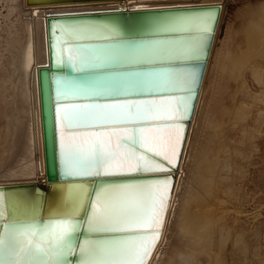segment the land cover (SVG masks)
I'll list each match as a JSON object with an SVG mask.
<instances>
[{
  "label": "snow or ice",
  "instance_id": "snow-or-ice-1",
  "mask_svg": "<svg viewBox=\"0 0 264 264\" xmlns=\"http://www.w3.org/2000/svg\"><path fill=\"white\" fill-rule=\"evenodd\" d=\"M215 14L152 17L141 40H122L108 24L53 27L58 160L64 177H114L166 171L160 150L170 130L183 138L198 61ZM59 36L56 37V33ZM176 142L172 154L179 155ZM170 178L71 184L41 217L38 202L0 195V264H147L159 239ZM80 216L84 219L81 221ZM81 228L84 230L80 238Z\"/></svg>",
  "mask_w": 264,
  "mask_h": 264
},
{
  "label": "bare ground",
  "instance_id": "bare-ground-1",
  "mask_svg": "<svg viewBox=\"0 0 264 264\" xmlns=\"http://www.w3.org/2000/svg\"><path fill=\"white\" fill-rule=\"evenodd\" d=\"M57 1L62 0H13L15 6L8 9L9 14H16L12 25L15 44L0 56V87L6 90V95L0 103V185L45 182L38 71L49 63L46 29L49 16L107 9L133 11L217 5L219 12L202 52L206 57L201 76L197 80V92L194 100H191L190 112L188 111L189 124L182 141L181 154L173 179H170L171 189L166 209L163 211V222L158 228L159 239L155 241L147 264H227L231 229L210 221V212L206 210L210 203L208 200L202 203V199L209 197L213 183L218 182L225 188L229 186L227 175L231 171V156L229 157V151L226 152L229 158L224 154L226 145H223L222 135L217 134V127H221L228 119L231 110L236 123L241 125L245 120L248 121V118L244 120L246 114L243 109L245 110L246 106L242 100L243 97H249L250 93L246 92L243 75L248 66L254 64L253 53L256 50L262 52L260 48L264 47V0H240L241 6L238 10L234 9L236 12H232V17L228 10L231 8L229 3L235 2L234 0H110L84 3ZM58 36L59 34L56 37ZM52 41L53 46V32ZM53 52L55 60L54 48ZM257 54L256 60L259 59ZM179 67L195 69L197 77V66L177 68ZM258 70L262 71L261 68ZM252 73H255L253 68ZM256 78L259 77L256 75ZM258 81L256 83L260 84L261 80ZM238 89L242 95L236 99ZM259 92V97L254 94L257 99H260V94L263 93ZM263 94L261 95L264 96ZM250 97H253V93ZM248 109L250 111V108ZM262 116L264 118V115ZM233 118L230 121L233 122ZM262 121L264 122V119ZM174 141L178 147L180 139L176 136V130L172 129L167 142L161 144L160 150L175 161L176 156L172 154ZM231 143L233 144V141ZM237 151L238 149H235L236 154ZM190 180L196 182L192 187ZM66 191V186L57 187L48 195L44 209L45 217L62 202ZM194 194L196 199H201L197 201L203 204L200 207L196 205V209L192 208L189 201ZM0 195H3L6 207L10 200L38 202L40 215L42 214L37 190L0 192ZM252 235L255 246L253 257L257 260L258 236L256 233ZM242 242L240 245L237 238L234 239V253L239 258L235 264H244L242 257L246 245L243 239ZM215 248L219 251L218 255L214 251Z\"/></svg>",
  "mask_w": 264,
  "mask_h": 264
},
{
  "label": "rangeland",
  "instance_id": "rangeland-1",
  "mask_svg": "<svg viewBox=\"0 0 264 264\" xmlns=\"http://www.w3.org/2000/svg\"><path fill=\"white\" fill-rule=\"evenodd\" d=\"M234 1L235 2L229 3L231 7L228 10L229 14H231L230 17L233 16L232 12H236V10H238L241 6L240 0ZM13 6H15L13 0H0V56L2 54H5V50L8 51L15 44L14 29L12 25L15 22L16 14L8 13L9 7ZM263 48H260L262 49V52L264 51ZM259 51L256 50V52L253 53V57L255 55V59H253L255 65H249L243 75V81L246 84L245 86H247L246 92L249 91L250 96H252L253 93V97H255L254 94H257V96L259 97V91H263L264 93V52L262 54L261 50ZM255 53H259L257 54L259 56L258 60H256V58L258 57ZM261 54L263 55V57L261 56ZM260 61H262V63ZM259 63H261L260 67ZM252 68L253 72L255 73H258V69L260 68L262 69V71H260L258 74H253ZM254 68L256 70H254ZM256 75L260 79H257ZM255 78L257 81L261 80L260 84L256 83L257 81L254 80ZM239 91V89L236 91V99L240 98V96L242 95V92ZM261 94L260 99H257V96L254 98L255 100H259V102H257V100L255 101L253 97L250 96L243 97L244 100L242 101L245 103L244 106H246V109H243V113L246 114L244 115V120L248 118V121L245 120V124L242 123L240 125L239 122L236 123L237 120H235V117L232 114L233 110H231L232 115L230 114L229 116L232 117L229 118L228 116V119H226L223 125H221V127H217V134H220L219 136L222 135L221 137L224 139L223 145H226L224 154L229 151V157L231 156L229 158L227 153V155H225L231 160L229 161L231 171H229L227 175L229 186L228 188H225L221 184H218V182L215 184L213 183L211 186L209 197L207 199H202V203L207 200L208 203H210L206 207V210L209 211L211 215L210 221L223 224L231 229V239L229 240V243L231 245L229 246V259L227 264H235L239 261V258L234 253L235 238H237L240 245H242L243 239L244 244L246 245V251L244 253V256L242 257L244 264H264V122L262 121L264 119L262 118V115H264V96H262ZM5 95V88L0 87V103L4 99ZM249 98H252V100L254 101L250 100ZM251 104L254 105L255 108H252L254 106H252ZM257 107L259 109H257ZM248 108H250V111ZM232 118L233 122L230 121L232 120ZM259 118H262V120H259ZM232 123L234 124V126H231ZM231 127L232 129H230ZM248 129L250 131H248ZM228 141L230 144L228 143ZM231 141H233V144L231 143ZM235 149H238L237 154L235 152ZM239 150L241 151V153ZM195 183V181L190 180L191 187L194 186ZM198 191L200 192V190ZM201 192L205 193V191ZM197 199L201 201L200 198ZM197 199L196 194H194L191 200H189L191 201L193 209H196V205L199 207L203 205L201 202H198ZM254 233H256L258 236L257 260L255 257H253L255 246L254 240L252 239V234ZM224 235L225 232L223 233V236ZM214 251H216L218 255V249L215 248Z\"/></svg>",
  "mask_w": 264,
  "mask_h": 264
},
{
  "label": "water",
  "instance_id": "water-1",
  "mask_svg": "<svg viewBox=\"0 0 264 264\" xmlns=\"http://www.w3.org/2000/svg\"><path fill=\"white\" fill-rule=\"evenodd\" d=\"M55 1V0H54ZM110 0H62L57 1V3H73V2H105ZM52 3V2H51ZM219 7L217 5H201V6H188V7H173V8H160V9H151V10H120V9H107V10H94L88 12H78V13H65L61 15L49 16L46 21L47 29V50H48V66L41 68L38 71L39 79V92H40V106H41V118H42V133H43V151H44V161H45V182L38 183H19V184H6L0 185V192H11L17 190H37L40 195V200L42 204V214L41 217H44V209L47 201V197L54 189L57 187H64L71 184H86V185H96L100 183H132V182H144L147 180H161L165 178L173 179V173L177 166L181 150H182V141L184 139V134L187 131V125L189 124L188 118L179 121L178 123L182 124V135L183 138L180 139L178 145L180 151L179 155L175 159V167L168 165L167 160L161 159V162L164 163L166 171L156 172V173H147V174H138L132 176H114V177H64L61 174L59 160H58V145L56 140V129H55V103L53 101V92L52 84L53 78L57 76H63L68 73V69L58 67L54 60V52L52 46V32L54 24L56 26L64 24H108L116 29L120 33V39L122 40H141L150 37H145L143 35V24L145 21L152 17H161L168 15L176 14H187L200 11H211L216 16L218 15ZM59 32L56 33V36ZM206 54H201V57L198 61L180 65L177 64L174 67L178 66H197V79L196 85L193 88L192 92V101L197 92L198 78L201 76L203 69V64ZM192 105V102H191ZM191 108V107H190ZM190 112V111H189ZM172 174H171V173ZM79 219L83 221L84 217L80 216ZM84 230L81 228L80 238L83 239ZM70 264H76L77 257L72 256L68 258Z\"/></svg>",
  "mask_w": 264,
  "mask_h": 264
}]
</instances>
